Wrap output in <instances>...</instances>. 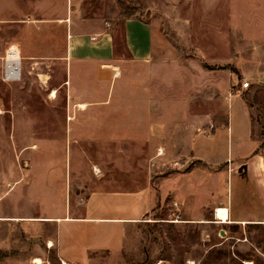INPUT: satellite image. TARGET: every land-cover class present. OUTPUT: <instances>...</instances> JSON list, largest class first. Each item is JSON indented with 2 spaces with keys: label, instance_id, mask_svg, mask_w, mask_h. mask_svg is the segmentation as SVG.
I'll return each instance as SVG.
<instances>
[{
  "label": "rangeland",
  "instance_id": "1",
  "mask_svg": "<svg viewBox=\"0 0 264 264\" xmlns=\"http://www.w3.org/2000/svg\"><path fill=\"white\" fill-rule=\"evenodd\" d=\"M68 15L108 22L113 37L115 77L104 84L106 107L116 113L111 129H96L94 140L90 129L76 130L75 138L65 125L68 68L60 57ZM127 18L152 26L145 62L131 61L124 48ZM10 45L21 56V78L0 79V215L25 209L26 196L35 215L66 207L77 214L96 187L93 178L116 170L127 177L130 169L132 178L121 176L118 186L153 180L158 171L203 170L189 203L195 212L209 199L204 222L189 221L181 193L163 196L122 235L120 228L107 232L110 249L92 264H264V85L255 82L264 67V0H0V73ZM72 69L80 88L101 87V73L89 63ZM256 138L250 171L239 172L238 159ZM178 174L164 185L178 186ZM219 201L229 218L247 222L227 228L214 218ZM45 256V264H62L52 252Z\"/></svg>",
  "mask_w": 264,
  "mask_h": 264
},
{
  "label": "crops",
  "instance_id": "2",
  "mask_svg": "<svg viewBox=\"0 0 264 264\" xmlns=\"http://www.w3.org/2000/svg\"><path fill=\"white\" fill-rule=\"evenodd\" d=\"M63 21L66 37L65 53L60 59L65 61L68 68L67 79L64 82L65 85H68L65 94L66 129H69V134L75 138L77 137L76 130L90 129V136L87 137L94 140L97 134L96 129H111L113 123L111 116L116 113L114 108L106 107L107 96L110 94L106 83L115 77L114 65L117 61L114 57L113 37L107 29L108 24L106 25V23L108 22L101 19H82L75 22L68 15L64 17ZM123 41L131 61L145 62L151 56L154 48L151 24L140 19H125ZM79 62L89 63L94 69L100 71L99 81H103L101 87L98 85L87 89L80 88L79 84H76L72 68ZM255 82L264 85V67ZM121 92L118 90L119 94ZM86 97L93 99L87 101ZM77 98L80 100L73 101ZM99 98L104 99L100 100ZM83 113L89 115L88 120H78ZM124 123L123 121L122 124H118L117 129L124 128ZM97 142L100 140L97 139ZM258 148V139L256 138L248 154L238 159L244 160L242 164L246 165L245 172L247 173L250 171V163L256 157ZM193 151L195 157L207 165V162L197 156L194 148ZM156 157L155 161L158 165L162 162L163 156L160 154ZM160 164L162 165V163ZM144 166L146 167V163ZM140 169L144 173V177L147 176V170ZM129 170L126 171L129 173V176L126 175L127 177L116 170V173H113L114 176L110 174L106 178H93L92 181L96 187L89 189L84 198L83 209L77 214L66 207L59 214L53 212L41 216L35 215L28 211L32 199L26 196L24 199L27 202H25L27 205L25 209H17L16 213L9 215H0V264H37L30 262L33 257L41 259L39 264H45L47 262L45 252H52V259H57L65 264H92L93 257L98 252H106L110 249L107 242L111 232H107L120 228L118 230L120 234L117 236L122 235L123 230L133 227L142 219L150 216L152 212L154 213V209L162 205L163 196L174 197L177 193L183 195L185 203L182 210L190 215L189 221L204 222L203 217L211 205L209 199H205L202 203L199 202L195 212H193L192 204L189 203L196 190H194L197 185L195 177L198 176V179L201 178V181L204 182L203 170L192 169L179 172L178 169H173L167 174L158 171L155 174L159 175H156L153 180L150 176L145 177L142 181L133 179L139 181L138 185L118 186L116 182L122 181L121 179L124 182H130L132 178H130ZM176 172L179 173L178 186L176 183L174 186L164 185V180L173 178ZM190 174L191 176H189ZM121 176L123 178L120 179ZM126 178L129 179L126 180ZM203 192L205 193V191ZM215 205L224 204L219 201ZM239 221L243 222L240 219L229 218L228 212L227 221L223 223H238ZM97 228H103V233H99Z\"/></svg>",
  "mask_w": 264,
  "mask_h": 264
},
{
  "label": "built area",
  "instance_id": "3",
  "mask_svg": "<svg viewBox=\"0 0 264 264\" xmlns=\"http://www.w3.org/2000/svg\"><path fill=\"white\" fill-rule=\"evenodd\" d=\"M108 23H106L107 25ZM21 78V58L19 52L9 46L3 57V64L1 67L0 79L6 83H13L18 81ZM248 82L245 81L242 83V87L245 88L248 86ZM62 264H65L62 262ZM157 264H161L159 261Z\"/></svg>",
  "mask_w": 264,
  "mask_h": 264
},
{
  "label": "bare ground",
  "instance_id": "4",
  "mask_svg": "<svg viewBox=\"0 0 264 264\" xmlns=\"http://www.w3.org/2000/svg\"><path fill=\"white\" fill-rule=\"evenodd\" d=\"M13 48L16 49L15 47H13ZM16 51H17V49H16ZM50 96L51 97L55 96L54 90L52 91ZM214 218L218 219L219 222H226L227 218H228V209H227V207L224 206V205H217L215 207V209H214ZM245 222H247V221H243V223H245ZM30 262L39 264V263H41V259L38 258V257H33ZM249 263L252 264L250 261L246 262V264H249Z\"/></svg>",
  "mask_w": 264,
  "mask_h": 264
},
{
  "label": "water",
  "instance_id": "5",
  "mask_svg": "<svg viewBox=\"0 0 264 264\" xmlns=\"http://www.w3.org/2000/svg\"><path fill=\"white\" fill-rule=\"evenodd\" d=\"M238 171L239 172H245L246 171V165L245 164H242L239 168H238Z\"/></svg>",
  "mask_w": 264,
  "mask_h": 264
},
{
  "label": "trees",
  "instance_id": "6",
  "mask_svg": "<svg viewBox=\"0 0 264 264\" xmlns=\"http://www.w3.org/2000/svg\"><path fill=\"white\" fill-rule=\"evenodd\" d=\"M237 223H227L225 224V226L228 228L232 227V226H236Z\"/></svg>",
  "mask_w": 264,
  "mask_h": 264
}]
</instances>
